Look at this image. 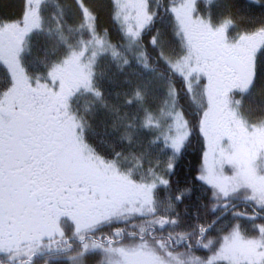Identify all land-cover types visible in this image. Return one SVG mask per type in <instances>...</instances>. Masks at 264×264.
I'll list each match as a JSON object with an SVG mask.
<instances>
[{"label": "snow or ice", "instance_id": "snow-or-ice-1", "mask_svg": "<svg viewBox=\"0 0 264 264\" xmlns=\"http://www.w3.org/2000/svg\"><path fill=\"white\" fill-rule=\"evenodd\" d=\"M108 7L115 44L87 0H24L0 21V264H264V104L244 106L264 95V19L237 27V0ZM34 38L44 58L30 71ZM105 61L137 69L122 106L105 95ZM194 133L201 169L192 187L174 184ZM197 182L204 214L182 213Z\"/></svg>", "mask_w": 264, "mask_h": 264}, {"label": "trees", "instance_id": "trees-1", "mask_svg": "<svg viewBox=\"0 0 264 264\" xmlns=\"http://www.w3.org/2000/svg\"><path fill=\"white\" fill-rule=\"evenodd\" d=\"M87 3L98 11V31L102 35H106L112 43H118L120 34L117 30V25L112 20V12L108 7V0H87ZM248 0H237V7L233 9L237 15V27L245 28L250 27L252 24L259 22V20L264 19V9L257 7L255 10L248 8ZM24 8V0H0V21L17 20ZM170 39H172L170 37ZM33 49L31 56L27 57L24 61L25 66L31 71L39 67L37 61L44 58L45 43L43 40L33 39ZM173 48L179 51V45L173 43ZM102 69L106 71L107 75L103 83V88L105 95L108 97L110 103L123 105V96L126 92L130 90L129 80L135 82L137 79L135 73L137 69L135 67L128 69L124 74H118L115 69H110L107 61L102 65ZM4 80V73L0 71V82ZM160 103V94L156 93L148 100V106L155 111V108ZM264 104V95H262L258 90L252 96L245 99V108L253 107L257 108ZM185 112L188 114L187 118L192 120L193 113L188 109L187 104H184ZM122 112L129 115H139L140 109L134 107H122ZM105 114L101 112L96 119V131L101 137L105 135L106 127L105 124ZM110 131V129H108ZM136 137V144L143 145L147 150L150 135L142 131H134L133 133ZM203 141L198 134L194 133L191 139V143L186 148L182 159L179 160L178 167L176 169V174L172 177L173 183L179 182L180 185L193 186V178L199 174L201 169L203 159ZM160 159H165L163 156H159ZM206 196L203 195L201 186L196 183L193 191V196L186 201L185 205L181 207L180 211L183 213L185 208L190 210L193 215L196 214L197 208L200 210V214H204V209L202 204L206 201ZM199 201V203H198ZM183 250V249H181ZM198 255H204L203 250L197 251ZM40 264H45V261L41 260ZM51 264H56L52 261ZM90 264H95V259L90 260Z\"/></svg>", "mask_w": 264, "mask_h": 264}, {"label": "rangeland", "instance_id": "rangeland-1", "mask_svg": "<svg viewBox=\"0 0 264 264\" xmlns=\"http://www.w3.org/2000/svg\"><path fill=\"white\" fill-rule=\"evenodd\" d=\"M146 145H149V143L148 144H146ZM148 150V149H147ZM150 152H151V154L154 156V157H159V156H163L165 159H167V156L165 155V150H163V149H158V148H156V146L155 145H153V147L150 149Z\"/></svg>", "mask_w": 264, "mask_h": 264}]
</instances>
